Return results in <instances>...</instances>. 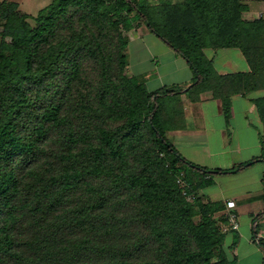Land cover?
Returning a JSON list of instances; mask_svg holds the SVG:
<instances>
[{"label":"trees","instance_id":"obj_1","mask_svg":"<svg viewBox=\"0 0 264 264\" xmlns=\"http://www.w3.org/2000/svg\"><path fill=\"white\" fill-rule=\"evenodd\" d=\"M107 2L120 5L118 12L127 10L130 28L132 21L145 23L185 58L194 72L188 89H147L142 79L124 75L129 63L122 51L106 58L96 36L89 38L85 26H76L78 19L94 21L97 3ZM156 9L147 0H53L33 17L16 2L0 3V264L23 259L20 239L2 216L14 213L16 193L28 177L38 178L47 191L58 185L62 195L83 191L84 203L71 212V229H50L63 255L60 264L238 263L236 242L227 247L220 227L228 222L227 203L212 201L203 190L213 184L208 175L246 164L222 172L201 167L180 154L167 131L180 123L175 97L182 93L198 101L211 92L229 118L234 94L264 89V15L246 19L249 7L242 0H185L163 7L159 17ZM208 48L239 49L251 71L220 75L204 54ZM86 53L100 70L117 73H102L105 87L97 104L82 101L75 107L92 138L73 127L65 98ZM49 79L56 82L53 87L45 86ZM116 82L122 84V98ZM254 102L264 126V97ZM169 123L175 126L167 130ZM256 162L264 156L251 164ZM263 216L253 220L255 238ZM256 241L264 254V239Z\"/></svg>","mask_w":264,"mask_h":264},{"label":"rangeland","instance_id":"obj_2","mask_svg":"<svg viewBox=\"0 0 264 264\" xmlns=\"http://www.w3.org/2000/svg\"><path fill=\"white\" fill-rule=\"evenodd\" d=\"M3 1L18 3L20 5V10L33 17H36L43 8L53 2V0H0V3ZM147 2L150 5H157L156 14L159 17L163 9L161 4H167L166 6H169L173 3L180 2V0H147ZM97 5L99 6H97L96 11H94L97 16L95 13H92L93 17L96 16L94 21L92 19L89 21L84 20V23L78 19V22L75 24L77 27H79V24L85 26L89 38H92L93 34L96 36L97 40L102 45L101 50L106 58L116 56L119 51H122L127 57L130 66V68L128 65L126 66L124 75L127 77L136 75L139 79L143 80L147 89L157 91L161 90L162 84L173 80H179L185 74V70L181 68V65H185V58L175 50V52H171V50H169L171 48H168L170 46L161 40L148 25L141 21H132V28H130L131 23L129 24L126 20V18L129 17L127 16V10L124 9L118 12L121 6L115 2H107L104 4L97 3ZM251 6L253 8H259L260 4L257 1H251ZM260 10L262 11L263 9ZM260 10L255 13V17L259 16ZM82 14L83 12H78V15ZM29 21L32 25H35L33 19H29ZM112 21L117 22V28H114ZM3 29L4 23L0 20V39ZM7 40H10V38ZM102 71L103 70H100L98 63L91 54H84L80 59L74 87L66 91V109L68 107V111L72 117L73 127H81L82 130L80 131L88 136L92 135L89 130L90 126L83 125V123L79 121V114L75 111V107L82 101H84L85 104L98 103L105 87L102 73H104V75H113V77L117 75V73H114V68L108 67L106 72ZM55 84L56 82L53 79H49L45 83V86L53 87ZM172 84L174 85L168 86H175L174 88L178 87V83ZM114 85L116 86L114 90L117 93V98H122L123 90L121 89L122 87H120L122 84L116 82ZM41 88V86L35 88V96L41 94ZM86 117L87 116H84L85 119H89ZM171 124L172 123H169L166 126L167 130L176 125ZM83 128H85V131H83ZM167 137L168 139L171 138L170 131H167ZM45 146H50V143L45 141ZM137 152L138 151H134V157L139 154ZM138 158L139 157L134 158L130 162V165L135 166L138 163ZM43 159H45V157H43ZM52 159H54V156ZM52 163L55 162L52 161ZM83 163H85V161H82V164ZM247 164L248 163H246V167L253 168L236 171L239 174H233L236 172L232 171L227 174L224 173V177L230 175H232V177L221 178L217 186H209L203 190V193L206 196H211L214 191H219L221 189L226 190L229 189L228 187L232 188L237 185V188H242V186L248 183H251V187H258V185L253 184H257L259 181L257 180V171L259 172V170L261 171L264 169V162H256L249 166H247ZM124 167H127V165L124 164ZM34 178L28 177L23 180L20 191L16 193V200L13 201L14 213H6L2 216L3 223H9L12 226V231L16 237L20 239L21 243L18 247V251L23 259L19 261H10V263L39 264L40 261L44 260L48 264H60L63 255L61 251H58L56 247H54L57 241L54 239L50 229H54L57 225L71 229V212L78 209L80 202L84 203L82 200L83 191H80L79 194L73 192L70 193V195H62L58 185L53 184L52 189L47 191L44 183L38 178ZM23 191L26 192V194L22 193ZM247 207L254 210L256 204H249ZM90 214L91 213H89V215ZM76 217H78V215ZM81 222L82 219H80L77 225H80ZM40 231L43 232L41 233ZM37 232L38 236L36 235ZM232 241L236 242L238 246L241 243V237L237 235L226 237V246L229 247ZM240 248L239 251L242 254V244ZM217 253L218 252H214L212 256L217 255ZM234 253L239 260V254H237V252Z\"/></svg>","mask_w":264,"mask_h":264},{"label":"crops","instance_id":"obj_3","mask_svg":"<svg viewBox=\"0 0 264 264\" xmlns=\"http://www.w3.org/2000/svg\"><path fill=\"white\" fill-rule=\"evenodd\" d=\"M183 1L185 0L173 4ZM242 1L249 7L248 12L244 14L246 19H255L264 15V0ZM251 1H257L260 7L253 8ZM166 5L161 4L162 7ZM259 10L261 11L259 16L255 17V13ZM169 50L175 52L172 48ZM204 54L208 59L213 60L214 68L220 75L251 71L247 59L239 49L213 50L208 48L204 50ZM184 62L185 65H181V68L185 70V74L179 80L162 84L161 88L178 83V87L186 90L193 84L194 72L188 62L185 60ZM263 97L264 89H259L246 96L234 94L231 97V114L227 118L222 101L214 98L211 92L202 93L198 101H191L187 93H182L175 97L179 105L176 113L180 123L170 130L169 140L185 159L211 171H230L241 164L250 163L251 165L254 159L264 156V144L261 141L264 126L254 102V99ZM246 168L253 167H245L242 170ZM257 173L259 181L253 185H258V187H251V183H248L242 188H237V185L232 188L228 187L229 189L226 190L214 191L211 196L207 195L212 201L235 202L234 212L239 218L240 228L229 230L226 237L234 235L241 237L242 254L240 245L237 246L236 243L235 247V252L239 254L237 264H263L264 262V254L256 241L258 238L264 239V216L256 222L258 237L255 238L253 235V220L264 213V186L262 184L264 169ZM223 174L208 175L207 178L213 180L211 186H217L221 178L232 177V175L224 177ZM249 204H256V208L250 209L247 207ZM223 224L228 226V222H223Z\"/></svg>","mask_w":264,"mask_h":264},{"label":"built area","instance_id":"obj_4","mask_svg":"<svg viewBox=\"0 0 264 264\" xmlns=\"http://www.w3.org/2000/svg\"><path fill=\"white\" fill-rule=\"evenodd\" d=\"M178 184L183 186L182 179L178 180ZM227 208H228V226H225L223 223H220L221 230L224 233H228L229 230H239L240 228L239 218L237 214L234 212L235 202L228 201Z\"/></svg>","mask_w":264,"mask_h":264},{"label":"water","instance_id":"obj_5","mask_svg":"<svg viewBox=\"0 0 264 264\" xmlns=\"http://www.w3.org/2000/svg\"><path fill=\"white\" fill-rule=\"evenodd\" d=\"M247 165H250V163H248ZM237 170H233V172H236Z\"/></svg>","mask_w":264,"mask_h":264}]
</instances>
